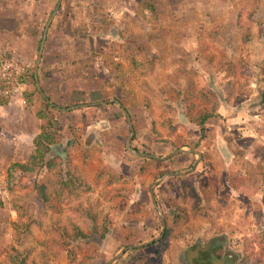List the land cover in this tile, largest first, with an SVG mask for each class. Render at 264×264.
Instances as JSON below:
<instances>
[{
	"label": "rangeland",
	"instance_id": "1",
	"mask_svg": "<svg viewBox=\"0 0 264 264\" xmlns=\"http://www.w3.org/2000/svg\"><path fill=\"white\" fill-rule=\"evenodd\" d=\"M57 2L0 0V97L8 101L0 107V262L108 264L148 243L160 232L150 187L168 170L153 188L172 230L161 260L147 244L111 264H177L221 233L239 264H264V0H62L38 69L49 101L68 109L116 100L132 121L129 148L162 158L184 151L158 167L130 153L131 131L113 102L61 112L51 133L64 158L59 148L48 157L76 168L84 184L60 197L45 183L53 172L7 179L8 164L28 160L40 134V100L27 77ZM191 81L209 100L195 104L214 113L203 131L189 120ZM189 149L201 157L194 169ZM229 176L242 179L238 191ZM86 210L108 230L104 239ZM74 226L89 238L66 248L59 235Z\"/></svg>",
	"mask_w": 264,
	"mask_h": 264
},
{
	"label": "trees",
	"instance_id": "2",
	"mask_svg": "<svg viewBox=\"0 0 264 264\" xmlns=\"http://www.w3.org/2000/svg\"><path fill=\"white\" fill-rule=\"evenodd\" d=\"M152 9V7H150ZM38 44V50L39 45ZM116 65L118 63H115ZM28 84L32 85L34 87V94L38 95L39 98V109L37 111V118L41 120V128H40V134L35 138L34 140V151L31 154V156L26 160L25 163L15 162L12 163L7 171V179L10 181L13 177V174L15 172H18L20 174H31L35 172H39L41 170H46L49 173L55 174V181L52 182V180L48 179L45 181V183H48L50 186H53L54 193L57 197H60L61 194H66L68 196L75 195L77 191L82 190L83 181L81 180L80 175H78V172L75 169H70L68 166L65 169L64 164L62 163V160L60 157H48L51 147L56 143V137L53 133H51V130L53 128V124L56 120L57 115H61V111L58 109L52 107L38 92L36 89L35 79H34V68L28 73ZM194 83L191 81L189 82V85L186 88V97L185 102L189 105L190 112H195V115H189V120L191 122L196 123L200 128L201 131H203V128L205 126V123L208 119L214 116V113L206 107L200 105L202 102L207 103L209 100L205 93L202 91H196ZM26 100L30 102L32 100V96L26 95ZM49 98V97H48ZM200 99V104H195V101ZM49 100H51L49 98ZM264 100V93L260 96V101L263 102ZM8 101L6 99H3L0 97V105L6 104ZM125 107V106H124ZM126 108V107H125ZM127 109V108H126ZM128 110V109H127ZM136 151L140 152L136 149ZM144 160H151L155 163V165L158 167L160 166L163 161L156 160L152 158H144ZM170 171L168 170H158L157 173H155L154 177L156 179L161 178L162 176L168 174ZM229 184L233 187V189L238 191L239 184L237 182H242V179H237L233 176H229L228 178ZM46 185V184H44ZM38 194L42 198L43 201H47L48 197L45 193V186H37ZM193 194L195 192L192 191ZM197 198V195H194ZM168 203H171L168 201ZM174 205V204H172ZM169 208H173L171 204H168ZM85 215L90 220L92 224V231L99 234L102 239L105 238V235L108 234V230L103 229L102 232L98 231V226L96 224V221H94L93 217L89 215V212L86 210ZM93 219V220H92ZM159 220V217H158ZM26 228L29 229L27 226ZM159 230L161 232V223L159 220ZM160 232L158 235L150 237V240H154L156 237L160 235ZM172 233V230L166 226L165 233L163 237L151 244H149V247H154L156 249V256H158L159 260H161V253L169 246V239L170 235ZM61 242L66 246H68V242H74L78 239L86 240L89 238V235L84 233L78 226H74L71 230L63 229L62 233L59 235ZM129 250L128 252H130ZM12 252L14 254H17V251L13 248ZM12 256V254H11ZM10 256V257H11ZM18 256H14L12 259H9L8 264H24L23 261H17ZM0 264H7L0 262Z\"/></svg>",
	"mask_w": 264,
	"mask_h": 264
},
{
	"label": "water",
	"instance_id": "3",
	"mask_svg": "<svg viewBox=\"0 0 264 264\" xmlns=\"http://www.w3.org/2000/svg\"><path fill=\"white\" fill-rule=\"evenodd\" d=\"M62 0H58L57 4H56V7L54 9V11L52 12V14L50 15L49 19L47 22H45V26H44V29H43V32H42V37H41V41H40V45H39V50H38V53H37V56H36V60H35V66H34V79H35V84H36V87H37V90L38 92L40 93V95L54 108L58 109L59 111L61 112H65V111H70V110H74V109H78V108H85V107H92V106H98V105H101V104H106V103H109V102H113L115 104H117L122 112L124 113L125 115V118H126V121L128 123V126H129V129L131 131V135L127 141V149L130 151V153L136 155V156H140V157H146V158H152V159H156V160H165L167 157H170L172 155H175L179 152H183L184 150L182 149H178L174 152H172L170 155H168L167 157H164V158H161V157H156V156H153V155H150V154H146V153H141V152H138L134 149H131L129 148L130 147V141H131V138L133 136V126H132V121H131V118H130V115L128 113V111L126 110V108L118 101L116 100H111V101H108V102H102V103H89V104H81V105H76V106H72V107H69L68 109H62V108H59L57 105H55L54 103L50 102L46 93L44 92V90L41 88L40 84L38 83L39 82V79H38V69H39V65H40V62H41V58H42V54H43V50H44V46H45V43H46V38H47V32L49 30V27L51 25L50 22H52L53 18L55 17V15L57 14V11L60 7V4H61ZM55 148H59L60 151L62 150V148L60 147V145L58 144H54L52 147H51V150H54ZM191 153H195L197 156H198V159L196 160L195 164L192 166V169L195 168L196 164L199 162L200 160V155L197 154L194 150L192 149H189ZM64 153L61 151V154H59V156L63 159L64 158ZM187 173V171H184V172H178V173H173V175H182V174H185ZM167 175H164L162 176L159 180H157L151 187H150V194H151V198H152V201H153V204L155 205L156 209L158 211V215H159V219H160V222H161V226H162V230H161V234L156 237L154 240H151L149 241L148 243H144V244H140V245H131V246H128V247H125L117 256H115L111 261H109L108 264H111L112 262L116 261L117 259H119V257H121L125 251H127L128 249H135V248H140V247H143V246H146L147 244H151L159 239L162 238L164 232H165V229H166V223H165V219H164V215L162 214L161 210H159V208L157 207V202L155 200V195H154V192H153V188L154 186H156L158 183H160ZM98 239V238H97ZM100 239H98V242L97 243H100Z\"/></svg>",
	"mask_w": 264,
	"mask_h": 264
},
{
	"label": "flooded vegetation",
	"instance_id": "4",
	"mask_svg": "<svg viewBox=\"0 0 264 264\" xmlns=\"http://www.w3.org/2000/svg\"><path fill=\"white\" fill-rule=\"evenodd\" d=\"M240 260L239 252L231 247L229 239L221 233L209 237L204 242L198 240L183 256L179 255L177 264H239Z\"/></svg>",
	"mask_w": 264,
	"mask_h": 264
},
{
	"label": "crops",
	"instance_id": "5",
	"mask_svg": "<svg viewBox=\"0 0 264 264\" xmlns=\"http://www.w3.org/2000/svg\"><path fill=\"white\" fill-rule=\"evenodd\" d=\"M50 2V1H49ZM48 1H47V3H49ZM54 11V10H53ZM52 14V13H51ZM54 19V18H53ZM48 21V20H47ZM53 21V20H52ZM51 23V25L50 26H52V22H50ZM50 28V27H49ZM44 29V28H43ZM47 36H49V30H48V32H47ZM47 39V38H46ZM44 57V56H43ZM63 83V82H62ZM4 105V104H3ZM3 105H1L0 107H2ZM73 106H76V105H73ZM40 132V131H39ZM37 134V133H36ZM36 134H35V136H36ZM162 158V157H161ZM27 160V159H26ZM26 160H24L22 163H24V162H26ZM9 166H10V163L8 164ZM8 166V167H9Z\"/></svg>",
	"mask_w": 264,
	"mask_h": 264
},
{
	"label": "clouds",
	"instance_id": "6",
	"mask_svg": "<svg viewBox=\"0 0 264 264\" xmlns=\"http://www.w3.org/2000/svg\"><path fill=\"white\" fill-rule=\"evenodd\" d=\"M161 223V222H160Z\"/></svg>",
	"mask_w": 264,
	"mask_h": 264
}]
</instances>
